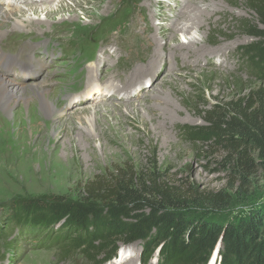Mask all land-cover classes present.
Wrapping results in <instances>:
<instances>
[{"label": "rangeland", "instance_id": "rangeland-1", "mask_svg": "<svg viewBox=\"0 0 264 264\" xmlns=\"http://www.w3.org/2000/svg\"><path fill=\"white\" fill-rule=\"evenodd\" d=\"M6 1L17 4L4 5ZM62 1L74 8L73 14L65 10L45 21L44 14L27 13L25 19L38 21L33 32H15L7 26L0 40L3 57L47 64L34 80L49 82L50 111L61 108L64 112L62 118L52 119L36 103L41 119L36 125L30 103L18 104L9 113L0 111V231L11 228L0 234V264H88L82 254L66 252L60 244L46 247L58 226L44 241L31 227L12 224L9 204L16 199L48 196L79 199L88 182L115 166L151 165L153 151L159 172L172 187L180 192L195 191L199 201L221 194L224 201L219 205L190 203L200 216L231 221L264 206V160L254 158L252 166L233 167L229 158L224 160L223 152L193 145L179 132L181 126H204L203 111L262 84L240 54V49L253 41L240 23L256 24L246 0H194L199 7L210 9L200 29L190 35L177 32L175 42L170 41L167 47L190 37L199 45L189 54L173 50L170 58L157 60L151 69L158 78L156 90L131 104L118 88L109 92H114L111 100L104 97L106 79L114 76L112 82L121 87L125 77L145 66L156 42L163 44L159 24L174 26L179 22L174 15L191 0H75V7L70 0ZM38 2L0 0L2 9L8 10L41 7ZM49 5L56 7L57 0H49ZM197 51L206 56H197ZM170 70L173 75L167 77ZM12 71V79L23 84L33 81ZM156 79L145 84L143 80L134 91L143 88L146 93ZM159 92L172 108L165 118L153 104V96ZM92 97L96 99L92 101ZM94 128L96 134L91 132ZM186 198L190 202V197ZM142 257L141 243H133L120 246L117 258L103 264H161L157 256L147 263ZM209 264H216L215 260Z\"/></svg>", "mask_w": 264, "mask_h": 264}, {"label": "trees", "instance_id": "trees-1", "mask_svg": "<svg viewBox=\"0 0 264 264\" xmlns=\"http://www.w3.org/2000/svg\"><path fill=\"white\" fill-rule=\"evenodd\" d=\"M246 2L256 24L240 23L253 39L240 54L262 84L203 111L204 126L179 127L191 144L216 148L233 167L243 168L252 166L254 158L264 160V0ZM151 158L146 167L115 166L88 182L76 200L16 199L8 206L10 220L31 227L44 241L58 226L46 247L60 244L66 252L82 254L88 264L112 261L120 246L133 243H141L145 263L157 256L161 264H209L213 259L216 264H264V206L231 221L200 216L194 206L222 204L221 194L199 201L191 189L180 192L164 181L155 151ZM10 230L9 225L0 234Z\"/></svg>", "mask_w": 264, "mask_h": 264}, {"label": "bare ground", "instance_id": "bare-ground-1", "mask_svg": "<svg viewBox=\"0 0 264 264\" xmlns=\"http://www.w3.org/2000/svg\"><path fill=\"white\" fill-rule=\"evenodd\" d=\"M19 1H21V0H19ZM19 1L15 0V2H19ZM25 1H29V0H25ZM70 1L73 2L74 7L78 5V3H76L75 0H70ZM39 2L42 5L41 7L40 6L36 7L37 6L36 5V6L25 7V9L21 8V9H17V10L2 9V7H4V6H3V3H1L0 7L2 10H0V40L4 38L5 31L3 28H5L7 26L11 30H15V32L16 31L21 32V33L33 32V30H31V28L35 24H38V21L35 22L32 19H25V15L27 13H31L33 15L39 14V13L44 14L45 21H50L51 17L55 13H59V12L67 10V12H69L70 14H73V11H74L73 7H69L68 5H63L62 0H57L58 5H56V7H51L49 5V0H39ZM10 4L11 5H9V6H13V5L16 6L17 3L15 4L12 1ZM4 5H6V4H4ZM181 10L182 11H177L176 15H174L176 17L177 21H179L174 26L172 24H169V25H166L164 27L163 26L164 22L159 24V28L160 27L161 28L160 29L157 28V29L160 31V35L162 36L163 44H159L158 41L156 42L155 49L152 51L149 60H147L145 63H143V65H145V66H143L140 69L134 70V72L131 73V75L129 77L128 76L125 77V79H123V84H121V87H119L118 85H115L116 83L114 84L112 82L114 76H110L106 79L107 82L105 85V91H103L105 94L104 97H106L107 99L109 98L111 100L112 96L114 95V92L113 93H109V92H112L111 90L114 88H118V89H121L123 91L122 94H124L123 99H125V102H127L128 104H131L130 102L132 100H135L137 97L139 98L140 96H142V94H143V97L146 96L148 93H149V95L152 94L151 93L152 90L155 91L156 86L159 84V83H157L158 78L157 79L155 78V75H153L154 73L151 70L153 64L157 60H159L160 58H163V56H165L167 59L170 58L171 55L169 53L170 52L172 53L173 50H178V52H181V53L185 52L186 54H189L190 49H194L193 47H197L199 45V43L195 37H190L189 39L185 38V42H183V43L175 44L172 48L167 47L168 43L170 41L175 42V39L177 38L176 37L177 32L190 35V32L193 31L194 29L199 30L201 27V23H202L203 19L205 18L206 12L210 11L208 6L201 8L198 6L197 2L194 0H191L189 2V5L184 6ZM58 23L61 24L63 22L59 21ZM166 31H168L169 33H166ZM170 45H171V43H170ZM206 53H207V51H206ZM210 53H211V51H210ZM195 54L197 56H204L205 55V54H200L198 51L195 52ZM7 63H8V65H6ZM23 64L24 63L19 58L3 57L1 52H0V69H2L3 72H5V69L10 68L11 66H16L20 69L29 67L34 74L33 77H38L37 75L42 70L43 65L45 63L42 61V62H38L36 64V63H33V61H28V63H26V67H24ZM45 65H47V64H45ZM147 72H152V75L148 76ZM168 72H170V73L167 74V77H171L173 75L174 70H170ZM5 73L0 72V111L1 112L9 113L11 111V109L18 104L21 105V104L30 103L31 104L30 116H31V118H33L34 124H36V123L38 124L41 120L40 117L37 116L36 109H35L36 103H38L40 105V107H42L44 112H47L51 115L52 119L62 118L64 116V112L61 108L59 110H56L54 113H52L50 111L51 94L47 88V86L49 85V82H47L45 80L36 81L34 79H37V78H34L33 81H31L30 83L23 84L22 82H20L17 79H12V77H14L13 75L12 76L8 75L9 76L8 77ZM136 78L139 79L138 82L135 81ZM151 79H156V81H154L153 84L149 83V88L146 90V93H144L145 91L143 88H139L138 91L137 90L134 91L135 87L142 84L143 80H144L143 84H145L146 82H149ZM107 83H108V85H107ZM153 85H155V86H153ZM162 94L163 93L159 92L153 96V101L155 102L153 104H154V106L159 107V109L162 113V116L165 118V117H167L168 111L170 110V112H171L172 108L170 106H168V104L162 98L163 97ZM90 95L91 94H88L87 96H90ZM106 95H109L110 97H107ZM96 97H92L91 100L94 101L96 99ZM80 102H81V104H83L82 101H80ZM150 109L153 110L151 107H149V110ZM159 114H160V112H159ZM34 127H35V125H34ZM33 129H36V128H33ZM96 130L97 129L94 128V130H92L91 132L96 134ZM45 131H46V129H44L42 131L40 130L38 133L45 132ZM100 131H101V134H103V135L107 134V131H105L103 129H101Z\"/></svg>", "mask_w": 264, "mask_h": 264}]
</instances>
